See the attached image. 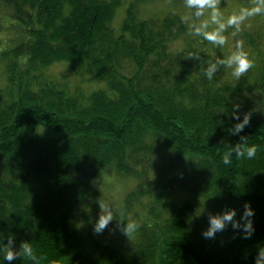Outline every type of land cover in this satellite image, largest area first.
Instances as JSON below:
<instances>
[{"label": "trees", "instance_id": "16d2710c", "mask_svg": "<svg viewBox=\"0 0 264 264\" xmlns=\"http://www.w3.org/2000/svg\"><path fill=\"white\" fill-rule=\"evenodd\" d=\"M157 2L175 8L142 12ZM197 11L187 0H0V16L18 31L0 48V260L5 245L21 252L4 264H256L264 250V19L223 29L251 59L236 79L218 63L226 43L194 31L205 23ZM236 112L250 114L241 133L232 131ZM237 144L256 145V155L233 153L225 164ZM110 172L133 186L101 233L133 214L141 221L131 240L94 231L108 200L94 181ZM246 202L255 213L250 237L242 219L240 228L203 235L210 213L236 207L240 219ZM25 241L36 260L23 256Z\"/></svg>", "mask_w": 264, "mask_h": 264}, {"label": "clouds", "instance_id": "9594fccd", "mask_svg": "<svg viewBox=\"0 0 264 264\" xmlns=\"http://www.w3.org/2000/svg\"><path fill=\"white\" fill-rule=\"evenodd\" d=\"M188 7L196 8L198 11L195 13L197 16L202 15L199 9H209L211 10V20L218 25L212 31H208V24L203 23L200 26H196L194 31L198 35H202L205 39L212 41L214 44L223 45L226 42V37L223 35V29L225 28V23L222 21V14L216 8V0H187ZM264 11L261 7L254 8L250 13H259ZM244 18L242 15H233L228 17V24H236L239 25V22ZM182 19H186L182 17ZM190 55H196V53H191ZM248 53L244 51L242 48H238L236 51L232 52L226 60H220L219 64H227V66L231 69V76L239 79L248 69L252 66L251 61L248 58ZM217 62H212L208 65L205 70V74L208 80H213L214 75L216 73ZM233 115L237 119V123L235 124L232 131L234 133H241L244 127L250 123V114H245L243 119H240L239 113H233ZM244 139V137H242ZM235 153L236 155L243 157L245 154L247 157L252 158L257 153L256 145H248L246 147L237 144L234 145L231 149L226 151L223 155V161L225 164H230L232 160V155ZM102 212L99 215L98 220L94 224V231L96 233H101L104 231L106 227L113 220V212L112 206L110 203L105 202L101 205ZM254 209L252 208L250 203H245L244 211L241 215L240 219H237V209L236 207H231L223 210L222 212H215L209 214V225L206 230H204L203 235L205 237L211 238L214 237L218 231H223L229 223L232 224L234 228H240L241 223L240 220L244 221L243 229L245 237H250L254 232V224L251 219L254 216ZM140 225L134 221L129 220L126 225H124V232L128 235L136 232L139 229ZM22 254L25 257H29L32 260H36L37 257L35 255L32 244L29 241H25L22 244ZM18 255H21L19 249L15 248L13 245H5L4 246V255L3 259L0 260V264H4V261L7 260L9 262L14 261ZM256 264H264V250H260L259 254L256 257Z\"/></svg>", "mask_w": 264, "mask_h": 264}, {"label": "rangeland", "instance_id": "374dc122", "mask_svg": "<svg viewBox=\"0 0 264 264\" xmlns=\"http://www.w3.org/2000/svg\"><path fill=\"white\" fill-rule=\"evenodd\" d=\"M261 7L264 9V0H216V8L217 10L222 14L221 19L225 23V27H233L234 30L237 29V27L245 28V27H252L253 24L256 22L257 19H264V11H261L259 13H253V14H247L250 13L254 8ZM175 6L173 4H168L167 2H157L148 4L147 6L142 7V12L145 15L150 14L149 12H156V11H163L165 9H174ZM118 17H121V10L119 11ZM233 15H242L244 18L239 22V25L236 24H228L227 19L230 16ZM204 22L208 24V29L211 31L218 27L216 23H214L211 20V10L204 9ZM14 24L11 23V19L7 16H0V48H2L5 45H10L11 42L10 39H15L18 36V31L16 30L14 32ZM232 34L227 33L225 35L226 37V47H222L221 51L223 52V60H226L228 56L236 51L239 47L238 44L234 43V40L232 38ZM9 43V44H8ZM249 48V47H248ZM244 51L248 53V50L246 48H242ZM249 54V53H248ZM248 58L250 59L249 55ZM251 60V59H250ZM228 67V66H227ZM71 65H66V70L70 74V77L72 79L71 82L73 85H75L74 77H76V74L73 71H70ZM229 71L231 72V69L228 67ZM59 72V67L57 69V73ZM247 72V71H246ZM84 86V85H83ZM98 84H91L84 86L85 88H95ZM101 86V85H100ZM42 134V132H41ZM51 135H54L53 133ZM133 186V179H124L122 177H118V175L115 172L105 173L97 177L94 181V188L97 189L104 198L108 199L107 202L111 204L113 207L114 205H120L122 203V199L125 195V193L128 191L130 187ZM94 213V212H93ZM92 213V214H93ZM146 209H140L138 214L140 217L141 215L145 217L147 215ZM93 216H96L93 214ZM91 216V218H95ZM133 214H130L129 220L134 221H141V219L135 218L132 219ZM98 217V216H97ZM122 219L114 220L115 227L109 228V232L101 233L103 234V237H115V238H125L128 237L130 240L133 239V236L136 235V233H132L130 235L126 234L123 230V227H121Z\"/></svg>", "mask_w": 264, "mask_h": 264}]
</instances>
